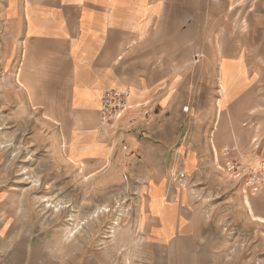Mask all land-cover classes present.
<instances>
[{"label": "crops", "instance_id": "0c3cea01", "mask_svg": "<svg viewBox=\"0 0 264 264\" xmlns=\"http://www.w3.org/2000/svg\"><path fill=\"white\" fill-rule=\"evenodd\" d=\"M244 4L252 9L250 35L264 40V0H3L2 22L23 43V86L47 119L69 121L70 147L78 148L74 159L116 161L124 169L138 162L146 169L139 197L147 232L143 264H221L220 232L196 209L193 191L185 192L196 172L190 176L185 165L192 146L174 152L172 146L174 132L190 116L182 101L198 100L188 95V83L183 85L190 67L194 71L200 62L190 66L189 42L200 46L214 40L221 31V9L231 12ZM212 48L214 56L222 54L220 47ZM259 48L264 51L260 45L234 47L228 52L235 58H216L218 73L222 66L235 74L238 64L247 72L245 85H236L243 90L224 108L227 115L217 114V132L231 134L230 127L242 119L259 120L264 129V62L258 67L246 58L264 55ZM197 54L201 59L205 49ZM109 90H128L130 108L106 129L101 103ZM236 104L237 113L230 109ZM9 202L10 192L0 187V264H108L93 255H60L54 246L45 251L46 242L30 241L28 226Z\"/></svg>", "mask_w": 264, "mask_h": 264}, {"label": "rangeland", "instance_id": "374dc122", "mask_svg": "<svg viewBox=\"0 0 264 264\" xmlns=\"http://www.w3.org/2000/svg\"><path fill=\"white\" fill-rule=\"evenodd\" d=\"M2 5L0 0V187L10 192L13 214L28 226L30 241L46 242L45 251L54 246L60 255H93L108 264H143L147 232L139 197L146 169L138 162L133 169H124L116 161L90 164L74 159L78 148L70 147L69 121L47 119L30 101L21 80L22 39L2 22ZM224 10L221 31L214 40H204L200 46L189 42L190 66L200 62L194 71L190 67L183 85L188 83V95L195 94L198 100L193 105L182 101V108H190V116L174 132L172 148L174 152L182 145L192 146L185 165L190 176L196 172L185 192L193 191L196 209L220 232L221 264H264V224L253 219L248 204L255 216L264 219V129L259 120L250 119L236 121L229 135L215 129L217 114L227 115L226 104L244 88L236 85L247 81L242 64L237 65L241 70L236 75L230 71V79L222 66L218 73L216 58L220 62L235 58L229 50L264 47V40L250 35L251 7L244 4L231 12ZM213 45L220 47V56H214ZM197 49H205L201 59ZM246 58L258 67L264 62L261 54ZM237 106L230 109L237 113ZM132 170L138 178L129 174Z\"/></svg>", "mask_w": 264, "mask_h": 264}, {"label": "built area", "instance_id": "2783aa9c", "mask_svg": "<svg viewBox=\"0 0 264 264\" xmlns=\"http://www.w3.org/2000/svg\"><path fill=\"white\" fill-rule=\"evenodd\" d=\"M130 92L128 90H109L103 95L101 103V123L106 129L121 120L129 110ZM189 107H184L188 113Z\"/></svg>", "mask_w": 264, "mask_h": 264}, {"label": "bare ground", "instance_id": "6f19581e", "mask_svg": "<svg viewBox=\"0 0 264 264\" xmlns=\"http://www.w3.org/2000/svg\"><path fill=\"white\" fill-rule=\"evenodd\" d=\"M226 69H228V68H226ZM228 70H229V69H228ZM228 74H230V71H228ZM221 90H223V87H222V86H221ZM183 111H184V109H183ZM117 122H118V121H117ZM117 122H116V123H117ZM116 123H115V124H116ZM222 171H225V170L222 169ZM248 204H249L250 213H251L253 219H254L255 221H257V222H260V223L264 224V219L255 216V215H254V212H253V209H252V207L250 206V203H249V202H248Z\"/></svg>", "mask_w": 264, "mask_h": 264}]
</instances>
